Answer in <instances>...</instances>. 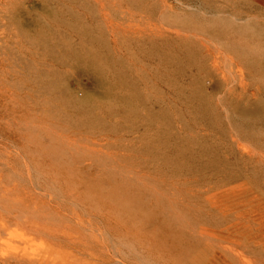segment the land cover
I'll use <instances>...</instances> for the list:
<instances>
[{"label":"rangeland","instance_id":"374dc122","mask_svg":"<svg viewBox=\"0 0 264 264\" xmlns=\"http://www.w3.org/2000/svg\"><path fill=\"white\" fill-rule=\"evenodd\" d=\"M0 145L80 168L157 261L196 263L229 220L212 197H264V0H0Z\"/></svg>","mask_w":264,"mask_h":264},{"label":"bare ground","instance_id":"6f19581e","mask_svg":"<svg viewBox=\"0 0 264 264\" xmlns=\"http://www.w3.org/2000/svg\"><path fill=\"white\" fill-rule=\"evenodd\" d=\"M211 63L219 69L216 58ZM14 156L20 185L0 182V264H129L127 247L135 264H163L139 246L146 241L139 225H130L80 168L31 167L24 149L0 145V180L5 168L15 179ZM212 201L229 220L202 228L206 249L193 264H264V197L233 188Z\"/></svg>","mask_w":264,"mask_h":264}]
</instances>
